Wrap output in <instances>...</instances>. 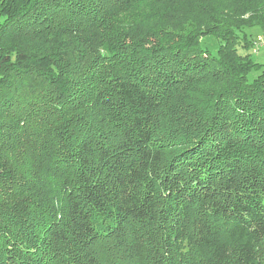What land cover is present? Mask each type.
<instances>
[{
  "label": "trees",
  "instance_id": "1",
  "mask_svg": "<svg viewBox=\"0 0 264 264\" xmlns=\"http://www.w3.org/2000/svg\"><path fill=\"white\" fill-rule=\"evenodd\" d=\"M226 3L0 0V264H264V0Z\"/></svg>",
  "mask_w": 264,
  "mask_h": 264
},
{
  "label": "rangeland",
  "instance_id": "2",
  "mask_svg": "<svg viewBox=\"0 0 264 264\" xmlns=\"http://www.w3.org/2000/svg\"><path fill=\"white\" fill-rule=\"evenodd\" d=\"M232 1L233 0H229L230 3H226V4L229 5L231 4ZM226 4H223V5H226ZM192 13L195 16L193 11H191L190 15ZM187 16L189 17V13H187ZM247 33H248L249 39L254 43V46H252L248 54L251 56V59L255 63L262 65L260 68V73H261L264 70V47L260 46V44H261V38L262 36H264V31L261 32L260 28H254V29H247ZM200 42L204 48L209 49L213 54H215L218 49L219 43H221V39H216L214 36H206L202 38ZM255 44L258 46L256 47ZM254 48L257 49L256 53L253 51ZM240 53L245 54L242 50H240ZM257 74L258 73L252 72L251 76L257 75ZM196 84L198 86V83ZM194 87L195 86H193L191 90H194Z\"/></svg>",
  "mask_w": 264,
  "mask_h": 264
},
{
  "label": "built area",
  "instance_id": "3",
  "mask_svg": "<svg viewBox=\"0 0 264 264\" xmlns=\"http://www.w3.org/2000/svg\"><path fill=\"white\" fill-rule=\"evenodd\" d=\"M255 46L257 47L258 45L255 44ZM260 46L264 47V36H262V38H261V44H260ZM256 50H257L256 48L253 49V51L255 53H256Z\"/></svg>",
  "mask_w": 264,
  "mask_h": 264
}]
</instances>
